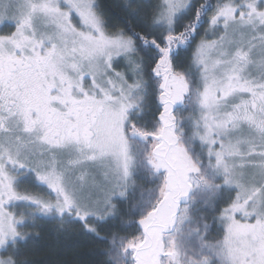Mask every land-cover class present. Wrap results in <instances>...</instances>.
<instances>
[{
  "label": "snow or ice",
  "instance_id": "6c2138e0",
  "mask_svg": "<svg viewBox=\"0 0 264 264\" xmlns=\"http://www.w3.org/2000/svg\"><path fill=\"white\" fill-rule=\"evenodd\" d=\"M0 264H264V0H0Z\"/></svg>",
  "mask_w": 264,
  "mask_h": 264
},
{
  "label": "trees",
  "instance_id": "16d2710c",
  "mask_svg": "<svg viewBox=\"0 0 264 264\" xmlns=\"http://www.w3.org/2000/svg\"><path fill=\"white\" fill-rule=\"evenodd\" d=\"M201 2H203V0H201ZM212 2L215 3L216 0H212ZM212 38H214V37H209V39H212ZM119 69L123 70V67H121ZM48 242H49V237L47 235V229H45L44 240H42L41 243L46 244ZM69 243H73L75 245V247L65 249V255L63 257L64 259H70L76 252L86 253L92 249V246L86 244V242H76L75 240H72ZM47 255H48V250H47V248H44L43 250H41L40 252L35 254L34 259L41 261V260H44ZM84 259L87 260L88 257L85 256Z\"/></svg>",
  "mask_w": 264,
  "mask_h": 264
},
{
  "label": "rangeland",
  "instance_id": "374dc122",
  "mask_svg": "<svg viewBox=\"0 0 264 264\" xmlns=\"http://www.w3.org/2000/svg\"><path fill=\"white\" fill-rule=\"evenodd\" d=\"M11 30H14V29H8V31H11ZM121 67H122V65H121ZM120 67V68H121ZM118 70H120L119 68H118ZM211 222V221H210ZM213 236H216V233L214 232L213 234H212Z\"/></svg>",
  "mask_w": 264,
  "mask_h": 264
}]
</instances>
